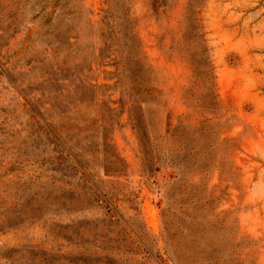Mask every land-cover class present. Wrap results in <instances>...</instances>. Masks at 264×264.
<instances>
[{"label": "rangeland", "instance_id": "rangeland-1", "mask_svg": "<svg viewBox=\"0 0 264 264\" xmlns=\"http://www.w3.org/2000/svg\"><path fill=\"white\" fill-rule=\"evenodd\" d=\"M0 264H264V0H0Z\"/></svg>", "mask_w": 264, "mask_h": 264}, {"label": "trees", "instance_id": "trees-1", "mask_svg": "<svg viewBox=\"0 0 264 264\" xmlns=\"http://www.w3.org/2000/svg\"><path fill=\"white\" fill-rule=\"evenodd\" d=\"M49 131H50V132H53V131H51V129H49ZM49 131H48V132H49Z\"/></svg>", "mask_w": 264, "mask_h": 264}]
</instances>
